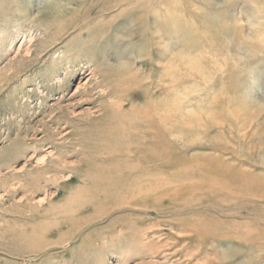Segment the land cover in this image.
Listing matches in <instances>:
<instances>
[{"label":"rangeland","instance_id":"rangeland-1","mask_svg":"<svg viewBox=\"0 0 264 264\" xmlns=\"http://www.w3.org/2000/svg\"><path fill=\"white\" fill-rule=\"evenodd\" d=\"M0 264H264V0H0Z\"/></svg>","mask_w":264,"mask_h":264},{"label":"bare ground","instance_id":"bare-ground-1","mask_svg":"<svg viewBox=\"0 0 264 264\" xmlns=\"http://www.w3.org/2000/svg\"><path fill=\"white\" fill-rule=\"evenodd\" d=\"M165 2V1H164ZM164 9V8H163ZM166 10V9H165ZM164 10V11H165ZM159 14V13H158ZM165 16V15H164ZM163 16V17H164ZM166 18V17H165ZM164 19V18H163ZM165 22V21H164ZM164 22H163V24H164ZM165 24H166V22H165ZM174 25V24H173ZM177 25V24H176ZM183 25V24H182ZM175 26V25H174ZM181 26V25H180ZM164 27V26H163ZM164 28H166V26L164 27ZM158 32H160L159 30H158ZM158 41V40H157ZM159 42V41H158ZM162 42V41H161ZM159 45V44H158ZM227 49V48H226ZM186 56V55H185ZM182 59V58H181ZM183 60V65L185 66V68L186 67H188V68H190L191 70H193L194 71V68H195V66L194 65H192V62H190L189 60H186L185 58H183L182 59ZM197 61V60H196ZM190 66V67H189ZM137 71V70H136ZM95 72H98V70H95V71H93L92 73L93 74H95ZM168 99L169 98H167L166 97V95H163L162 97L161 96H159L158 97V100L156 101V103H155V106L153 107V113L151 114V115H148L147 116V119L149 120V119H151V122H150V125H148V127H150V129H149V133L150 134H152V135H154V137L155 136H160L159 137V142L158 143H162L163 142V140H162V138H164V136L166 137V133H167V131H169V129H168V123L166 122V121H170V116L169 115H167L168 113H167V107H168V105H169V103H170V101H168ZM207 121H209V120H207ZM211 122V121H210ZM182 122H181V120L180 119H178V122H175L174 124H173V126H175V127H180ZM205 124V123H204ZM190 125H192V122H190ZM207 125V124H206ZM161 135H162V138H161ZM149 140V139H148ZM151 140V142H153V143H155L156 145H158V143H157V141H155L154 140V138H152V139H150ZM152 143V144H153ZM159 153H161V152H159ZM163 154V153H162ZM162 154H160V155H162Z\"/></svg>","mask_w":264,"mask_h":264}]
</instances>
